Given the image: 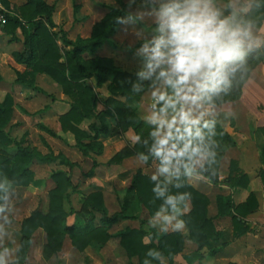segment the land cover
<instances>
[{
    "label": "trees",
    "instance_id": "16d2710c",
    "mask_svg": "<svg viewBox=\"0 0 264 264\" xmlns=\"http://www.w3.org/2000/svg\"><path fill=\"white\" fill-rule=\"evenodd\" d=\"M2 1L8 5L6 0ZM260 2L262 6L257 10L256 0H251L248 10L238 18L254 19L257 29L261 28L264 23V0H260ZM17 11L18 14H8V22L4 29L7 33L12 34L16 33L19 28L23 31L24 49L14 52L13 56L19 63L25 64L31 74L30 79L18 76L17 81L26 87L37 89V75L46 74L60 84L63 93L70 99V109L59 116L60 125L64 132H71L74 135L76 146L84 156L93 157V155L103 154L104 145L99 141V137L109 131L108 127L106 125L97 127V125L91 124L89 127L91 132L81 127L86 119L101 118L102 111L99 109V104L102 103L107 109L103 111H107L112 116L119 132L134 128L139 137L134 144L127 145L117 152L109 160V164L120 163L131 154H136L142 159L144 156H148L149 159L146 162H150L155 156L152 152V145L155 141L150 136V132L157 127L151 122L144 121L135 110L117 96L130 97L144 93L152 85L155 76L143 79L137 73L129 72L115 65L112 58L98 57L90 62L84 56L96 53L102 45L111 42L109 36L118 25L116 17L122 18L124 11L113 9L101 22L93 26L91 37H79L76 40L66 37L63 30L55 31V23L52 18L53 6L48 5L46 0H27ZM59 39L66 49L58 42ZM246 59L248 71L244 78L241 80L238 73L228 94H222V98L217 99L214 105L237 101L241 98L244 84L252 70L264 60V47L258 50L254 49ZM107 75L112 76V81L109 84L111 95L106 99H101L95 87L90 85L88 80L95 77L97 86H101L107 79ZM1 80L2 75L0 74ZM134 85L140 86L139 92L131 91ZM162 103L157 104V109ZM14 104L13 96L7 93L0 105V186H2L0 187V206L5 203L3 197L7 196L12 189L18 186L27 187L35 182V171L31 168L34 159L45 163L59 160L61 164L68 165L71 169L76 164L62 153L55 154L51 151L44 155L30 146H23L21 142L12 137L6 127L11 120ZM215 131L216 135L212 138L208 136L209 129H204L206 141L214 139L218 145L214 149L216 152L215 162L211 164V158H209L197 171L216 182L219 178L220 164L224 153L235 145V140L218 122ZM256 133L262 140L260 144L261 162L264 164V126L258 127ZM14 145L16 146L15 153L5 152L6 149ZM97 164V161L94 160L92 168L86 173L88 177L95 173ZM183 172L184 170L181 168V174L175 176L174 181L168 184L163 177L153 180L149 175L137 170L131 175V183L127 189L122 209L108 214L101 191L89 193L83 199L82 209H74L71 198L78 192L77 185L73 183L71 175L66 171H54L51 174V179L56 183V186L49 191L48 211L35 209L23 219L20 229V244L15 259L18 260V264H25L24 261L32 245L33 235L40 228L46 232L48 243L45 249L49 254H58L62 250L66 238H69L72 246L80 252H85L89 246L93 245L102 247L111 239L118 238L127 255L130 258H138L137 264H161V257L172 262L174 257L183 251L186 239L194 241L198 245V251L205 246H210L213 240L222 236V232L216 226L215 218L230 217L236 237H241L250 231L251 227L247 217L259 207L256 193L251 192L245 201L238 204L235 203L232 194H218L216 197L217 214L215 217H211L209 215L211 199L195 188ZM261 180L264 185V171L261 172ZM224 181L236 190L248 188L250 177L239 167L238 161L233 159ZM177 184H182L183 187H177ZM157 185L164 191L163 196L153 192ZM185 193L190 194V199L185 196L184 200H190L191 209L181 215V218L188 227V236L185 237L179 231L159 232L154 227L146 228L143 221L139 228L126 227L116 233H111L110 230L114 224L121 219L131 218L126 214L128 204L131 202L128 201L129 199L136 201L138 205H144L150 216L155 217L157 213L173 211L171 205L166 203L168 196L177 198L178 207L179 197ZM72 216L73 220L70 222ZM216 251L217 249H214L211 253Z\"/></svg>",
    "mask_w": 264,
    "mask_h": 264
},
{
    "label": "rangeland",
    "instance_id": "374dc122",
    "mask_svg": "<svg viewBox=\"0 0 264 264\" xmlns=\"http://www.w3.org/2000/svg\"><path fill=\"white\" fill-rule=\"evenodd\" d=\"M250 1L251 0H213V4L215 7L220 9L222 13V18L230 16L233 12L237 14V17H239V15H242L248 10L250 6ZM6 2L8 3L6 7L9 11V14L14 15V14H18L17 10H19V7L23 3H26L27 0H6ZM46 2L48 3V5L53 6L52 18L55 23V31L59 32L60 30H63L65 32L66 37L72 40H76L79 37L82 38L91 37L93 32V26L96 23L101 22L107 15H109V13L113 9H116L118 11H124L123 12L124 15L122 16V19L124 20H127L129 14H132L133 16H138L140 14L144 15L143 20H137L136 22L129 21L127 23H118L114 32L109 36L111 41L110 43H106L102 45L101 48H99L97 52L94 54L84 55L86 58L89 59L88 61L90 62H93V59H96L98 57H108L113 59L115 65L122 68V66L124 67L128 63L127 59H124L128 53H133V54L139 53L140 56L142 57L140 58V60H142L141 62H146L147 54L142 51L144 43L146 41H151L155 36L159 35V33L155 31V28L158 27V24L156 23L153 7L150 2L145 3V0H134V2H130V0H46ZM157 10H158V5H157ZM0 31H1L0 32V36H1L0 64L3 70H5L4 72L5 81L0 82V105L2 104L5 95L7 93H10L13 96V98L17 99V102L20 103V106L18 107H16V104H14L13 114L6 129H9L8 131L10 135L14 137L18 142H21L23 146H30L32 149H36L44 155L51 151L54 152L55 154L62 153L70 161L76 163L75 166L71 169L68 165L61 164L59 160L45 163L40 161L39 159H34L33 163L31 164V168L35 171V182L27 187L18 186L12 189L7 194L8 206L12 208L13 211L10 212L6 209V212L3 215L9 216L10 219L12 218V224L11 226L5 225L8 227L6 228L8 234L3 241H0V243H2L5 246L13 248L14 250H17L20 244L19 237L21 236V232H20L21 220L25 217H28L35 209H41L44 212L48 211L49 191L56 186V183L51 179V174L54 171H59V170L66 171L69 175H71L72 181L74 184L77 185L79 191L81 181L86 178H89L86 175V173L91 169L93 163L91 165H87V163L83 161L84 157L87 156H84L76 146V140L74 135L71 132H64L61 128L59 116L69 110L70 99L63 93L60 84L55 82L48 75L45 76L40 75L38 77V82L36 80L37 89H33L35 90V93L37 95L41 96L40 99L35 100L34 104H32L31 106L25 107L24 105H22V102L19 100V97H21V95L20 93L15 91V87L16 89L23 88V90H25L26 88H30L31 91L33 90L29 86L25 88L24 87L25 85H23L20 81H17V77L23 76L24 79H30L31 77L30 69L27 68V66L24 64L26 67L25 70H23L22 72L17 71L16 68L12 65L13 63L12 61H15L18 64H22L15 59L13 53L16 51H22L24 49V44H23L24 33L21 30V28L17 29L16 33L14 34L7 33L4 28L1 29ZM11 34L13 35L12 37ZM59 40L60 41L58 42H60L62 47L66 49V46L63 44L61 39ZM133 70L136 71L135 69ZM144 70H145V66L143 67V70L140 71L138 70L134 73L138 74L139 72ZM111 81H112L111 75H107V79L104 81V83L101 86H97V80L95 77L88 80L89 84L95 87L96 92L99 94L101 99H106V98H102V97H106L105 95H108L107 97L111 95L109 91V84ZM37 83H40L41 88L37 86ZM158 86L159 85H157L156 88H159ZM156 88L149 87V89L144 93L149 91L153 92L156 90ZM39 89H42V91H39ZM3 92H5V94H3ZM117 98H119L123 102L129 101L130 99L129 96H122V95L117 96ZM52 104H56V106L54 107L56 112L52 113V115L49 114L50 117L46 118L42 114L45 111L50 110ZM65 109L68 110L65 111ZM29 110L32 113L28 112ZM108 115L109 113L107 111L101 112V117L103 116L102 119ZM100 121H101L100 124L97 125V121L95 120V118H89L84 120L81 127L91 132L89 128L91 124H95L97 125V127H103L104 125H106L103 120ZM115 131L117 133L119 132L117 129H115ZM103 137L104 134H101L99 137V141L102 142ZM127 145L129 146L132 144H127ZM15 151H16L15 145L5 150V152L8 154H13L15 153ZM68 151H69V155H68ZM119 151L115 152V150L112 151L111 148H109L107 154L106 155L104 154L102 156V159H104V164H106L109 167L113 165H121L127 157L124 158V160L121 161L120 163L109 164V160ZM134 155L131 154L129 156H134ZM156 159H157L156 156H154L150 162H146L140 157L139 164H137L136 166L131 167L127 169V171L121 173H118L120 171L119 169L111 168L110 174L116 176L117 179L120 178L122 180H126L128 183L131 181V175L137 170H140L143 174L153 177L155 176V172L152 171L151 166L156 165ZM159 161H161L160 158ZM160 164L161 163H159V165ZM82 191L84 192L85 196L94 191L102 192V190L99 189V187L93 188L92 186L90 187L85 186V189H83ZM76 195L77 193L75 195L74 194L72 195L71 204L74 207V209L80 210L83 207L84 200L79 201V197H77ZM133 202L134 203L131 202L130 204H134V205L137 204L136 201ZM106 203L108 204L110 209L108 210V214H113L115 212H118L123 207V205H121L122 201L119 202V200H117L115 202L113 198L111 199L107 198V202H105V206L107 208ZM185 203L186 202L180 201L178 208L183 209L184 207H186ZM189 205L191 209V203H189ZM144 207L143 209L146 208ZM128 208H129V204H128ZM190 209L187 212H189ZM214 211H215V204L211 200V205H209V215L213 214ZM187 212H183V214ZM128 213H131V211L126 210V214ZM133 213L135 212L133 211ZM144 213H145L144 214L145 217L142 220L140 219L141 221L139 222V227L142 225V221H143L144 227L146 228L154 227L159 232H162L165 227L168 228L169 223L165 222L164 220L165 216L175 217L171 221L172 227H174L177 220L182 219L181 215H176L173 211L171 212L163 211L162 213H164V215L162 216L157 215L155 217H151L149 211ZM141 214L142 212L140 213V215ZM158 216L160 218H158V220H155V224H154V220L152 219ZM71 218H73V216ZM71 218L70 221L72 220ZM258 220L262 224H264V218L260 217V219ZM0 223H3L2 219H0ZM228 223H230V225L227 227L225 226L226 227L225 234H226V239H228V243L225 242L224 244H229L232 238L233 239L240 238V237H236L234 233L232 234L231 232L232 230L234 231L233 221L231 220ZM253 225L259 227L261 226L259 222H255L253 223ZM185 227L187 229V232L185 234L184 232H182V230H178V231L181 232L186 237L188 236V227L186 224ZM168 232H173V231H168ZM34 235H33V240H34ZM38 236L42 237L43 239L42 232L39 233ZM39 237H37V241L35 242V245H31L30 250L24 261L25 264H35L37 261L40 262L41 254H42V258H44V262L46 261V264L55 263L50 259V257L54 255H56L58 258L64 259L63 261L65 264H88L87 260L91 261V258L89 257L87 252L90 246L85 250V252H80L72 246L71 241H70L71 245H68L67 243L68 240L66 238L62 250L58 254H49L48 250L45 249L48 243L46 232L44 231L45 238L43 244H42V239ZM223 239L225 240V235L224 238L220 237L219 239L213 240L210 246H205L200 251H198V245L194 241L190 239H186V241L188 240L195 243L196 244L195 248L192 247L187 248L186 250L187 254H183V252L186 249V241H185L183 251L177 254L172 262L165 257H161L160 258L161 264H232L229 258L231 257L230 252L232 251V249L228 248L229 246L226 248V250H224V252L218 254V250H219L218 245H220L223 242L222 241ZM95 247L94 249L96 251H100V250L101 251L96 252L93 249H91V253H93L94 255L99 254L100 256H102L105 260V264H137L138 263L137 257L130 258L127 255L126 251L120 244L118 238H113L111 245H103L102 247L100 246H95ZM214 249H217V251L212 254L211 251ZM16 252L17 251H15V255L13 259L16 258ZM250 253H251L250 256H253L254 259L252 258H251L252 260L248 259L247 262L244 264H264L263 248H257L256 250H252ZM182 255L184 256V258Z\"/></svg>",
    "mask_w": 264,
    "mask_h": 264
},
{
    "label": "clouds",
    "instance_id": "9594fccd",
    "mask_svg": "<svg viewBox=\"0 0 264 264\" xmlns=\"http://www.w3.org/2000/svg\"><path fill=\"white\" fill-rule=\"evenodd\" d=\"M149 2L158 24L155 31L159 35L144 43L142 51L147 54L146 66L138 75L143 79L155 75L150 87L163 86L152 92L151 122L158 125L150 132L155 141L152 152L162 162L160 173L179 176L183 168V174L192 177L197 174L195 164L209 158L211 164L215 162L214 149L218 145L214 139L206 141L204 129H209L208 136L214 138L217 121L205 117L213 116L210 109L222 94H228L237 74L241 80L244 78L248 71L246 58L254 49L264 47V38L257 34L254 19L238 18L235 12L222 18L213 0H145V3ZM261 6L260 0H256V9ZM143 19V14H129L127 20L116 17V23ZM131 91L139 92L140 86L134 85ZM160 102L163 103L157 109ZM143 159L147 161L149 157ZM152 178L156 179L155 176ZM177 187L183 185L177 184ZM153 192L164 195L159 185ZM185 196L190 199V194L185 193L179 201H184ZM3 199L6 203L0 206V219L3 220L0 241L8 234L5 225L12 224V218L3 214L6 209L13 211L8 206V197ZM166 203L176 215H183L185 207H177L176 197L168 196ZM174 218L165 216L164 220L171 223ZM184 227V220L179 219L172 230ZM167 231L165 227L163 232ZM15 251L18 250L0 243V264H18V260L13 259Z\"/></svg>",
    "mask_w": 264,
    "mask_h": 264
},
{
    "label": "crops",
    "instance_id": "0c3cea01",
    "mask_svg": "<svg viewBox=\"0 0 264 264\" xmlns=\"http://www.w3.org/2000/svg\"><path fill=\"white\" fill-rule=\"evenodd\" d=\"M260 29H264V23L261 28L256 29L257 34L260 35L262 38H264V31H260ZM254 33H255V29H254ZM12 36L13 35L11 34V37ZM140 58L142 57L140 56L139 53H135V54L128 53L124 58L127 59L128 63L126 66L124 67L122 66V68L129 72H136L138 70L139 71L143 70V67L146 66V62H141L142 60H140ZM12 62H13L12 65L16 68L17 71L22 72L23 70H25L26 67L24 64H18L15 61ZM133 69H135L136 71H134ZM4 72L5 70H3L0 64V74L2 75V80L0 82L5 81ZM40 75L45 76L46 74H39L36 79L37 82H38V77ZM37 86L40 87V83H37ZM24 87L26 88V86ZM158 87L162 88L163 86L159 85ZM15 91L20 93L21 97H19V100L22 102V105H24L25 107L31 106L32 104H34L35 100L40 99L41 97L40 95H37L35 93V90L31 91L30 88H26L25 90H23V88L16 89L15 87ZM3 94H5V92H3ZM105 96L106 97H102V98H107L108 95ZM129 98H130L129 101H125V103L133 110H135L136 113L144 121L151 122V118L154 111L151 108V105L154 101L152 97V91L146 92L141 95L135 94L133 96H130ZM14 100L16 107L20 106V103L17 102V99ZM55 106L56 104H52L51 109L45 111L42 115L45 116L46 118L50 117L49 114L52 115V113L56 112L54 108ZM99 109L101 111L107 110L102 103L99 104ZM67 110L65 109V111ZM210 111L213 113V116H206L205 119L215 118L216 121L222 127H224L228 133H230L234 137L235 145L231 146L225 151L220 164V171L218 176L219 178L216 182L211 180L209 177H205L204 175H202L197 171V169L200 168V166H202L206 160L200 164H195L194 169L197 174H194L192 177H188V180L195 188H197L198 190L209 196V198L215 204V211L213 212V214H210L211 217H215L217 214L216 197L218 194H225V195L232 194L235 203L238 204L245 201L251 192L256 193V196L259 201V207L255 212L248 215L247 220L251 229L242 237L235 239L232 238L233 240L231 239L229 244H224L225 242L228 243V239H226L225 230L226 227L230 225V223L228 222H230L232 219L230 217L215 218L216 226L218 230L222 232L221 237L224 238L225 235V240L223 239L222 240L223 242L220 245H218V249L220 250V252L218 250V254L224 252V250H226V248L229 246L228 248L232 249V251L230 252L231 257H229L232 264H244L247 262L248 259L251 258L254 259L253 256H250L251 254L250 252L252 250H256L257 248L264 249V238H263L264 224H262L258 220L260 219V217L264 218V185L261 180V172L264 171V164L261 162L260 144L262 140L260 137L257 136L256 133V129L258 127L264 126V61H262L252 70L247 82L244 84L243 93L239 100L226 102L220 105H214L210 109ZM28 112L31 111L29 110ZM102 117L100 119H95V120L97 121V125L100 124L101 122L100 120H103L109 130L107 131L106 134H104V137L102 138V142L104 144V152L102 155L99 156L84 157L83 161L87 163V165H91L94 160H96L98 164L95 168V173L89 178H86L81 181L79 187V191L81 192L78 191L76 196L79 197V201H81L85 197V194L82 191L83 189H85V186H89V187L92 186L93 188L99 187V189H101L104 194L105 202H107V198L110 199L113 198L115 202L117 200H119V202L122 201L121 205H123L125 203L126 192L131 181L128 183L126 180H122L120 178L117 179L116 176L110 174V170L111 168L119 169L120 171L118 173L127 171V169L139 164L140 157L138 155L129 156L124 160V162L121 165H113L109 167L106 164H104V159H102V156L104 154L105 155L107 154L109 148H111L112 151L115 150L116 152L125 148L127 144H134L139 137L135 132L134 128H129L125 132L117 133L115 131L116 129L115 121L113 120L112 116L109 114L103 119ZM155 125L158 126L157 124ZM8 130L9 129H7V131ZM68 155H69V151H68ZM156 158H157L156 165L151 166L152 171L155 172V177L156 178L163 177L168 184H171L174 181L175 176L171 175L170 173H163V174L160 173L159 168L161 164L159 165V163L162 162L159 161V157ZM233 159L237 160L239 163V167L249 175L250 184L248 188H239L234 190L227 183H225L224 180L228 175L230 163ZM128 201L134 203L131 199H129ZM182 202H186L185 203L186 209L184 212H187L190 209V205H189L190 202L189 200H184ZM106 205L108 210H110L107 203ZM143 207L144 206H139L138 204L136 205L129 204V208H127V211L130 210L131 213H128L127 215L131 216V218L121 219L119 222L114 224L111 228V233H116L117 231L124 229L127 226L138 228L139 222L145 217L144 212H148L147 209L145 207H144L145 209H143ZM133 211L135 213H133ZM141 212L142 214L140 215ZM162 215H164V213L159 214V216ZM159 216L152 219L154 220V224H155V220H158V218H160ZM23 219L21 220V222L23 221ZM71 219L73 220V218ZM98 219L99 217L97 218V220ZM255 222H259L261 226L260 227L254 226L253 223ZM6 228L8 227L5 226V229ZM167 229L168 231H173L172 230L173 227L171 223H169ZM181 230L182 232H184V234L187 232L186 227H184V229ZM41 232L43 234V239L42 237L38 236L39 233ZM231 232L233 234V230ZM37 237L42 239V244H43L45 237H44V231L42 229H38L35 232L32 245H35V242L37 241ZM67 240H68L67 241L68 245H71L70 239L67 238ZM112 240L105 245H111ZM195 246H196L195 243L187 240L186 249L183 252V254H187L186 252L187 248L190 247L195 248ZM94 247H95L94 245L90 246L89 250H87L89 257L91 258V261L87 260V263L105 264V260L102 256H100L99 254L94 255L93 253H91V249L96 251ZM100 251H96V252H100ZM50 259L51 261L55 262L53 264H65L63 261L64 259L58 258L56 255L50 257ZM35 264H46V261L44 262V258H42V254H41L40 262L37 261Z\"/></svg>",
    "mask_w": 264,
    "mask_h": 264
},
{
    "label": "built area",
    "instance_id": "2783aa9c",
    "mask_svg": "<svg viewBox=\"0 0 264 264\" xmlns=\"http://www.w3.org/2000/svg\"><path fill=\"white\" fill-rule=\"evenodd\" d=\"M9 11L5 3L0 0V29H3L8 22Z\"/></svg>",
    "mask_w": 264,
    "mask_h": 264
}]
</instances>
